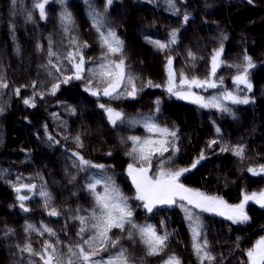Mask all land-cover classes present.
<instances>
[{
  "label": "trees",
  "instance_id": "1",
  "mask_svg": "<svg viewBox=\"0 0 264 264\" xmlns=\"http://www.w3.org/2000/svg\"><path fill=\"white\" fill-rule=\"evenodd\" d=\"M34 3L0 0V79L8 85L0 88V264H43L39 256L20 250L29 243L42 252L46 243L59 241L61 254L79 243L78 217L91 218L95 194L87 185L96 180L100 181L97 193L103 194L109 182L114 184L127 198L131 221L153 226L158 235L167 234V240L163 252L148 255L137 229L125 224L123 231L113 228L109 233L119 240L116 248L109 246L93 259L102 263L123 247L130 264H165L171 255L179 257L181 264H201L193 247V226L198 224L200 240H207L206 251L214 257L203 264H249L248 250L264 238V207L248 204L249 220L241 223L181 201L147 211L145 202L136 199L138 193L128 175L129 165L147 164L138 153L129 154L138 147L129 138L157 137L147 130L148 123L176 133L163 136L168 151L162 156L155 152L160 144L150 148L155 152L153 175L161 164L164 171L192 168L180 177L181 184L231 206L239 205L246 194L264 192V174L248 170L264 165V0H112L111 5L107 0H50L44 19ZM68 13L71 22L63 18ZM173 30L175 43H171ZM101 32L105 36L114 32L122 50L108 52ZM151 41L168 47L160 49ZM221 48L212 77V58ZM69 53L76 59H69ZM81 56L83 78L75 79ZM245 56L254 64L248 69L251 90L235 83V76L246 67ZM121 58L134 80L136 95H127L131 86L125 84L121 96H104L101 65L119 63ZM169 59L175 72L174 92L188 90L182 76L211 78L216 88L194 86L192 90L205 101L218 98L228 110L203 107L170 93ZM68 77L72 78L63 83ZM149 81L160 87L149 86ZM54 84H59L55 94ZM89 86L101 94L92 95ZM226 93L248 98L249 103L225 100ZM25 99H32L35 106L26 105ZM107 108L123 113V120L113 125ZM237 148H243L242 156L236 155ZM201 154L204 158L193 168ZM80 156L104 167L83 165ZM24 185L35 187L29 190ZM22 195L28 199L20 201ZM52 208L59 214L49 215ZM94 231H86L84 239Z\"/></svg>",
  "mask_w": 264,
  "mask_h": 264
},
{
  "label": "snow or ice",
  "instance_id": "2",
  "mask_svg": "<svg viewBox=\"0 0 264 264\" xmlns=\"http://www.w3.org/2000/svg\"><path fill=\"white\" fill-rule=\"evenodd\" d=\"M17 0H12V3L15 4ZM173 0H169V3H172ZM50 3V0H35L34 8L38 9L39 16L44 19L46 18V5ZM63 3V0H61ZM112 0H107V4L111 5ZM30 18V17H29ZM64 20L71 22V14L68 13L64 17ZM188 16H184V21L187 22ZM172 40L171 43H175L176 30H173L171 33ZM101 40L103 45L107 46V50L110 53H118L122 50V42L119 41L114 32H109L108 36H105L103 32H101ZM158 48L164 49L168 47V44L160 43L159 41H151ZM75 43V41H73ZM115 44V46H113ZM87 46V45H85ZM223 52V48L216 51L215 55L212 58V66L210 76L214 77L216 75V70L218 67V58L221 56ZM50 55H56L54 52H50ZM189 55L193 54L189 52ZM193 58H195L193 56ZM69 59L75 60L76 55L69 53ZM244 60L246 61V67L243 70L242 74H238L235 76V83L240 85H246L248 90H251L252 84L248 79V69L254 67L252 63V58L250 56H245ZM51 63V61H50ZM84 59L81 56L79 63L75 65L76 73L75 79H82L81 72L83 69ZM239 67V66H237ZM169 80H168V88L167 90L174 95L179 96L182 99H193L194 102L200 103L203 107H217L221 108L224 111H227V108H223L219 102V99L214 97L213 99L205 102L204 98L196 95L195 93H184V92H174V77L175 72L172 69V60H168L167 64ZM102 78V82H106V86L103 88L102 94L104 96H114L119 93L122 85H130V90L127 91V95L134 97L136 95V86L133 78L130 74H128L125 70V64L123 58L120 59L119 63H110L106 65H101V72L99 73ZM72 77H68L63 80V83H67L68 79ZM222 82V78H221ZM182 84H187L190 87L196 86L200 88L209 87L216 88L217 84L211 78L200 80L197 78H192L189 80L187 77L182 76L181 80ZM149 86L160 87V85H152L151 81L148 82ZM35 85L33 84V87ZM8 87L7 83L3 82L0 79V88ZM59 88V84H54L52 86V93L55 94L57 89ZM88 91L92 92V95H100L101 92L99 90H93L91 86L87 88ZM16 94H19L20 89H15ZM225 100H231L234 103H249L248 98L239 99L234 96L232 93H226L223 96ZM26 105L35 106L32 102V99H25L23 101ZM101 108L105 106L103 104L100 105ZM108 114L109 121L116 125L118 120H123V113L117 112L112 108L106 109ZM147 130L149 132H159L165 136L171 135L175 137L176 133L174 131L169 132L168 129L158 128L156 125L152 123L146 124ZM217 131H219L217 129ZM51 139V137H49ZM132 141H134L138 147L133 148V152L129 153L132 155L133 153L139 154V160L145 162L147 167H140L139 169L134 167L133 165H129L128 173L132 177L133 184L136 187L138 195L136 199L141 201H145L143 207L147 209V211L151 212L152 208L155 204H175L177 203L176 198L179 197L181 201H187L188 204L195 205L197 208H201L204 211L215 212L218 208L223 207L228 210L230 213L228 215V219L233 220V222L241 223L249 220V216L244 211L245 204L248 201H255L264 207V192L259 194L252 193L251 195L246 194L243 197L244 202L237 206H229L222 199L217 197L206 196L203 193L186 188L183 184L179 183V177L187 171H190L188 168L177 169L175 171H164L163 164H161V170L156 173V178L153 179L148 175L149 169L151 168V156L155 154V152H159L162 156L164 152L168 151V148L165 146V141H159L160 147L155 150V152L149 149L148 146L152 145L154 141L151 139L141 141L140 137L133 136L130 137ZM76 140L79 142V136L76 137ZM212 143H216V141H212ZM82 146V144H81ZM222 150H227L222 149ZM235 153L238 156L243 155V148L235 149ZM78 155V154H75ZM203 154H201L200 158L197 159L192 167H196V165L200 162V159H203ZM80 162L83 165L88 167H96L103 168L104 165H92L90 161L84 159L82 156L79 157ZM253 175H261L264 174V165H262L258 170L255 168L248 169ZM100 181L96 180L95 182H91L87 185L90 192L95 194V207L93 208L91 218L89 217H78L81 227L77 233L78 236L81 237L79 243L75 246H67V253L61 254L57 251V244L46 243L42 252L35 251L31 244H26L20 250L22 252H27L30 255L39 256L40 260L43 261V264H101V261L93 259L97 257L101 251L107 250L110 246L112 248H116L119 244L118 239H113L109 236V233L113 228H118L121 231L124 230L125 224L130 225V227L137 229L139 235L142 237L143 242L148 248V255H159L164 251L166 247L167 234L158 235L155 228L151 225L146 226H138L131 221V217L133 215L130 207L127 204V198L123 196L118 187L114 184H107L105 186L103 194L96 192V186ZM24 188H29V185H24ZM35 185H32L31 188H34ZM29 188V190H31ZM16 191L19 193L21 188H16ZM41 195L48 196V193L41 192ZM18 199L23 201L28 199L27 196H19ZM20 207L27 211L24 204L21 203ZM180 207L184 208L186 212L190 213V210L186 208L185 205L181 204ZM59 213L55 208L49 212V215L56 216ZM220 215H225V212L220 211ZM89 219H91V223H89ZM188 219L190 221L193 220V216L189 214ZM28 228H33L32 225H28ZM199 225L193 226V238H194V250L198 257L201 259V264H203L204 260H213L212 257L207 251V240H200V232L198 230ZM93 235L84 239L83 234L87 232H92ZM50 235L55 236V233L48 228H45ZM43 234V233H41ZM129 238H132V234L129 233ZM247 256L249 258L250 264H264V238H261L257 241L256 245L249 249L247 252ZM103 264H130L129 255L127 254V250L121 247L116 253L112 254L107 261H104ZM165 264H181L179 257L175 255H171L165 261Z\"/></svg>",
  "mask_w": 264,
  "mask_h": 264
},
{
  "label": "rangeland",
  "instance_id": "3",
  "mask_svg": "<svg viewBox=\"0 0 264 264\" xmlns=\"http://www.w3.org/2000/svg\"><path fill=\"white\" fill-rule=\"evenodd\" d=\"M218 60H219V58H218ZM217 63H218V61H217ZM75 72H76V68H75ZM82 73V72H81ZM183 86L184 87H188V90H184V91H180V92H184V93H188V92H191V93H195L193 90H192V88L194 87V86H189V85H187V84H183ZM124 89H125V85H122L121 86V88H120V91H119V93L118 94H116V96L117 97H119V96H121L122 95V93L124 92ZM196 95H198V96H200L199 94H197V93H195ZM202 97V96H201ZM182 99V98H181ZM213 99V98H212ZM183 100H186V101H189V102H192V103H195V104H199V105H201L200 103H196V102H194V100L193 99H183ZM204 101H205V99H204ZM205 102H207V101H205ZM219 102L221 103V100H219ZM155 134L157 135V137H160L159 139H155V138H157V137H154V136H151V137H146V138H143L141 141H144V140H148V139H151L152 141H154V143L155 144H159L158 142L159 141H162V139H163V134L162 133H159V132H155ZM153 143V144H154ZM153 144L152 145H150V146H148L149 147V149L150 148H153ZM158 146H160V145H158ZM134 167H136V168H140V167H137V166H134ZM190 169V171H191V169L192 168H189ZM189 171H187V172H184V173H188ZM183 173V174H184ZM182 174V175H183ZM128 175H129V173H128ZM148 175L150 176V177H152L153 179H155L156 178V175H153L152 173H151V170L149 169V172H148ZM181 175V176H182ZM180 176V177H181ZM180 177H179V179H180ZM129 178H130V180L132 181V177L129 175ZM178 182H179V180H178ZM104 184H106V182H103ZM132 183H133V181H132ZM180 183V182H179ZM134 185V184H133ZM134 187H135V185H134ZM136 188V187H135ZM187 188V187H186ZM23 191H26V189H22ZM205 195V194H204ZM176 200L177 201H181V200H179V197H177L176 198ZM145 202V201H144ZM181 202H184V203H187V201H181ZM244 202V200H242V202L241 203H243ZM240 203V204H241ZM188 204V203H187ZM227 204V203H226ZM248 204H257V205H259V206H261L260 204H258V203H256L255 201H248L246 204H245V208H244V211L246 212V206L248 205ZM175 204H159V203H157V204H155V206L153 207V208H155V207H171V206H174ZM190 207H193V208H196V209H198V210H202V211H204L203 209H201V208H197V207H195V205H191V204H188ZM228 205V204H227ZM229 206H231V205H229ZM235 206H237V205H235ZM152 208V209H153ZM220 211H223V212H225V215H220L219 214V212ZM206 213H209V214H212V215H216V216H219V217H221V218H224V219H227V220H230V219H228V215L230 214L229 212H228V210L227 209H225V208H223V207H220V208H218V210L217 211H215V212H209V211H205ZM233 221V220H232ZM101 264H103V262L101 263ZM249 264H250V261H249Z\"/></svg>",
  "mask_w": 264,
  "mask_h": 264
}]
</instances>
